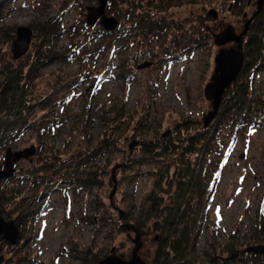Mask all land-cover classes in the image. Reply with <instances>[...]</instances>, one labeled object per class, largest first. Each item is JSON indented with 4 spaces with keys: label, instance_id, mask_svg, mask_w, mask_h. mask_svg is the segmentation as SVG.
Returning <instances> with one entry per match:
<instances>
[{
    "label": "rangeland",
    "instance_id": "obj_1",
    "mask_svg": "<svg viewBox=\"0 0 264 264\" xmlns=\"http://www.w3.org/2000/svg\"><path fill=\"white\" fill-rule=\"evenodd\" d=\"M258 1L108 0L106 14L119 22L109 32L100 24L85 26L86 8L97 6L98 0L1 4L0 27L5 31H0V82L3 66L44 57L47 49L30 26L56 18L62 31L54 51L62 57L49 60L29 82L33 102L55 99L36 115L51 120L49 126L26 130L0 150L3 170L8 149L35 148V154L15 163L13 175L0 180V192L16 197L28 215L18 242H1L0 235V264H93L111 248L124 259L131 257L135 233L121 224L144 221L148 194L161 176L167 179L166 193H171L175 176L169 167L175 152H181L177 147L205 129L212 102L204 88L221 48L214 35L229 25L241 33ZM210 10L218 17L209 15ZM139 13H148L159 29L147 32L135 26ZM19 26L30 27L34 34L28 52L14 60ZM11 29L13 36L8 34ZM147 62L151 66L138 69ZM253 97L260 99V116L235 134L223 130L221 156L211 159L209 174L217 175L196 244L200 264L212 257L232 261L233 246L239 255L246 254L256 223L264 219V69L254 76ZM170 141L176 146L173 151H162L146 163L139 157L142 144ZM118 164L122 166L115 172L111 200ZM79 174L96 177L99 185L80 187ZM15 208L13 202L0 213L1 229L3 218L9 219ZM141 233L139 255L150 264L157 242L152 222Z\"/></svg>",
    "mask_w": 264,
    "mask_h": 264
},
{
    "label": "trees",
    "instance_id": "obj_2",
    "mask_svg": "<svg viewBox=\"0 0 264 264\" xmlns=\"http://www.w3.org/2000/svg\"><path fill=\"white\" fill-rule=\"evenodd\" d=\"M144 1V0H143ZM5 0H0V6ZM158 7V6H157ZM135 26L151 32L159 29L155 26L148 13L135 16ZM41 38L42 46L46 47L44 57L38 58L26 65L7 64L1 71L3 79L0 82V150L7 149L20 138L22 133L31 128L48 125L51 120L37 118L38 112L45 111L55 99L49 96L38 102L30 97L29 82L40 76V71L50 60H59L61 55L54 51L56 39L61 34V24L56 18L46 20L37 26H30ZM5 31L0 27V31ZM8 34L13 36L8 30ZM40 52V50H39ZM245 62L238 79L229 86L222 98L216 119L206 128L195 134H190L175 152L176 159L173 167L175 179L169 183L171 193H166L164 185L167 179L161 176L155 182L154 188L148 194L149 206L144 221L136 226L142 231L148 222H152V230L157 234L156 248L150 264H200L196 257V244L202 229L208 201L212 195L214 176L209 174L211 159L220 157L219 150L223 149L220 134L229 130L230 134L242 126L257 119L259 115L260 99L253 97L254 76L264 69V7L257 15L250 27L244 44ZM174 142L142 144V157L150 162L152 156L164 151H173ZM172 147V149H171ZM176 149V150H178ZM150 156V157H149ZM93 174V173H92ZM77 184L85 189L99 185L93 176L79 174ZM16 197H8V193L0 192V213L7 205L15 202V209L8 214L9 219L3 218L0 228L1 242L21 239L22 228L26 224L27 213L24 207H19ZM5 205V207H4ZM92 222L94 220L92 219ZM1 225V224H0ZM4 234V235H3ZM14 239V240H13ZM264 243V219L256 223L249 246ZM233 246L231 256L237 251ZM86 260L85 258H83ZM94 259L93 264H98ZM264 264V255L246 253L232 261L214 260L213 257L206 264ZM205 264V263H204Z\"/></svg>",
    "mask_w": 264,
    "mask_h": 264
},
{
    "label": "water",
    "instance_id": "obj_3",
    "mask_svg": "<svg viewBox=\"0 0 264 264\" xmlns=\"http://www.w3.org/2000/svg\"><path fill=\"white\" fill-rule=\"evenodd\" d=\"M107 4L108 0H98L97 6L87 7L85 26L94 27L97 24H100L104 30L108 32L116 30L119 22L114 16H108L106 14ZM263 7L264 0H259L257 3V11L246 21L244 30L241 33H235L234 27L229 25L222 32L214 35L215 44L221 48L215 56L214 75L212 76L211 81L206 84L204 88L206 99L212 102V109L204 117L205 129L216 119L226 89L238 79L240 71L245 62V38L249 34V30L254 18L262 12ZM208 13L214 18L218 17V13L215 10H210ZM246 16L247 15L245 14L244 17ZM33 34L34 32L30 27H17L16 39L12 45L14 60L20 59L28 52ZM228 43H234V45L225 47ZM149 66H151V63L147 62L139 66L138 69H143ZM136 145L137 142L132 143L131 148ZM33 154H35V148L33 147L31 149L15 152H13L12 149H8L6 152L5 169L0 170V180L13 175L15 163L20 161L22 158H27ZM121 166V164H118L113 169L112 178L115 181V185L110 195L111 200L113 199L116 192L115 172ZM123 216L124 212L120 210V219H122ZM121 227L126 231H133L135 233V238L133 239L135 246L131 257L129 259H124L114 253L115 248H111L110 254L100 260L98 264H148V262L143 260L139 255V251L143 245L141 240L142 233L140 229L133 223L121 224ZM243 252L264 255V245L249 246ZM238 256L239 252H236L232 258H237Z\"/></svg>",
    "mask_w": 264,
    "mask_h": 264
}]
</instances>
